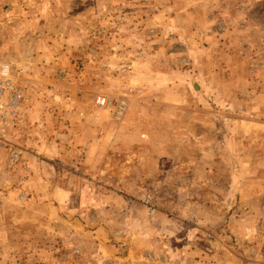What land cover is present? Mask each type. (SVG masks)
<instances>
[{"label":"rangeland","instance_id":"obj_1","mask_svg":"<svg viewBox=\"0 0 264 264\" xmlns=\"http://www.w3.org/2000/svg\"><path fill=\"white\" fill-rule=\"evenodd\" d=\"M4 64L25 92L0 127V264H165L175 197L229 219L193 211L187 264H264V0H0ZM144 123L152 166L196 173L183 191L116 192V149L87 163Z\"/></svg>","mask_w":264,"mask_h":264},{"label":"crops","instance_id":"obj_2","mask_svg":"<svg viewBox=\"0 0 264 264\" xmlns=\"http://www.w3.org/2000/svg\"><path fill=\"white\" fill-rule=\"evenodd\" d=\"M130 123L131 122H128L129 129L132 128L130 127ZM139 126L141 127L138 128L136 126V129L142 131L138 132V135L132 134L129 131V136L125 144L123 139H121L120 131L118 132L117 136L118 140L116 138H103L99 140L100 144H95V147L98 148L95 155L93 154L95 147L91 146V149L88 152L89 158L87 156V161L89 162L87 163L92 162L93 165H96L95 168L98 171L102 169L108 171V168H106V161L109 159L110 148L116 149L115 151H118V153L113 155V158L115 157L117 160V163L115 162L116 165L114 167V170L117 171V184L114 185L116 192L133 194L146 192L147 188H149L151 185V179L153 177H160L161 175H164V182L160 187L165 186V193H167V189L170 187V190L173 193H179V190L183 191L186 186H182L183 182L188 184V180L192 176H195L196 173H187V169L185 172L183 170L179 172V168L185 169V161H183L181 157L169 156V158H167L165 156V165L169 166L168 168L165 167V174L163 172L161 174V169L158 164L152 166V152L150 148V145L152 146L153 143H157L158 140L149 136L148 134H145V129L147 127L145 126V123L140 124ZM157 144L159 145V143ZM160 144L162 145V143ZM85 145L87 147L89 146L88 144ZM147 145L150 148V151ZM161 145H159L160 149ZM166 149L167 148L165 146V150ZM103 151H107V154H104ZM83 152L86 151L83 150ZM70 153H68V155H70ZM93 156H95V158ZM161 157V153L158 156H155L156 163L160 162ZM175 184L177 185L175 186ZM172 185H174V187H172ZM175 199V201H171L172 203L165 201V205L168 207L167 209L169 211L177 213L180 216L179 218L184 219L185 221H187L190 216L192 218L195 217V212L193 213V211H196V209L201 210V212L196 211V216H201L200 218H198V216L196 217V222L198 223L199 221L198 225L206 228L210 227L211 231L214 229L218 230L217 226L223 224L224 221L227 224L229 220L228 218H225V220L224 218H221V213L210 211V209H208L204 203H198L196 206H194L193 203H189L185 199V203L183 206H181L178 197H175ZM132 207L134 210L133 205ZM205 209L208 211L204 212ZM134 219L135 218L132 217V221ZM140 219L141 218H139V220ZM153 221L157 225H159L158 222H165V230L163 229L165 231V247L163 248V253H165V264H183L184 260L185 264H187V257L194 256L196 253L194 251V246L192 245L193 242H190L194 239L191 236L193 233L187 229V224L185 221L170 220L166 217L164 218L162 214H158L156 217H154ZM148 239V234H145V237L142 241L144 246L149 244ZM151 241L150 243L152 244ZM172 258L176 259H173L172 261Z\"/></svg>","mask_w":264,"mask_h":264},{"label":"built area","instance_id":"obj_3","mask_svg":"<svg viewBox=\"0 0 264 264\" xmlns=\"http://www.w3.org/2000/svg\"><path fill=\"white\" fill-rule=\"evenodd\" d=\"M18 71L11 64H4L0 69V127L8 124L22 107L25 90L15 81Z\"/></svg>","mask_w":264,"mask_h":264}]
</instances>
